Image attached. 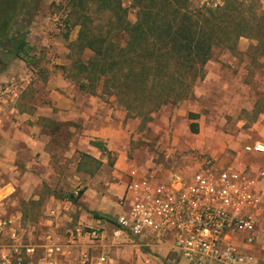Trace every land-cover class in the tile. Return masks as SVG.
<instances>
[{"label":"built area","instance_id":"built-area-1","mask_svg":"<svg viewBox=\"0 0 264 264\" xmlns=\"http://www.w3.org/2000/svg\"><path fill=\"white\" fill-rule=\"evenodd\" d=\"M225 151L196 149L189 164L146 167L129 159L122 211L112 220L97 218L96 226L62 222L64 211L75 206L76 189L48 205L30 230L21 211L7 210L17 191L13 182L4 183L0 264H112L114 250L128 246L147 263L264 264V162L252 170L240 167ZM244 151L264 154V140L245 144Z\"/></svg>","mask_w":264,"mask_h":264},{"label":"rangeland","instance_id":"rangeland-1","mask_svg":"<svg viewBox=\"0 0 264 264\" xmlns=\"http://www.w3.org/2000/svg\"><path fill=\"white\" fill-rule=\"evenodd\" d=\"M24 1L26 0H0V6L2 5L6 11L14 8L13 21L18 26H22V33L25 34L28 42L27 53L23 55L24 59L20 57L13 59L11 54L2 49L5 46L0 45V57L9 60L7 67L14 64L13 71H8L6 68L0 73V86L12 84L13 81L10 78L17 74L20 82L25 83L23 88L19 86L23 90L21 94L35 96L37 92L42 94L49 70L51 78L59 74L67 76L73 73L71 66L78 55L74 43L77 41L80 26L75 25L77 9L73 0H41L38 9L33 5L23 8ZM29 1L35 2V0ZM123 1L129 7L130 20L135 21L137 13L131 6V0ZM208 1L220 2L221 0H194V3L203 4ZM256 4L264 11V0H256ZM82 13H92L101 18L94 8L88 11L83 10ZM257 42V39L242 36L238 40L236 48L232 50L225 46L213 48L211 59L204 67V77L197 79L190 95L198 101L206 100L211 103L212 108L202 109L205 120L208 118L210 120L207 129L205 127L200 129L198 126V132H193L191 122L187 120L192 115L187 111L182 112L181 119L186 120L184 122L186 131L183 133H187H184L182 138L187 140L177 141L176 133L178 132L175 133V128L178 123L175 124V121L180 117L174 121L172 115L178 114L179 116V109L185 99L178 103L164 105L150 120L143 119V115L133 116L132 114L133 119L139 120L141 123L137 129V136L133 137L132 135L130 138L132 145L130 150L136 149V155H131L132 152L128 151L126 165H128L129 159L136 160L146 167L159 161L171 163L178 161L189 164V158L194 150L201 149L214 154H222L223 151L230 150V158L238 166L251 170L260 166L264 162V154H249L244 151L245 144L255 139L264 140V52L262 50L264 47L253 48ZM91 54L90 50H85L82 56L84 59H88ZM3 74H7L8 79ZM27 74L29 76L23 81L22 75L26 76ZM2 77H4L3 81ZM17 85L18 82L14 87ZM98 92L101 96H114L104 94L101 88ZM207 96L210 97V100H207ZM229 97L234 98L236 102L253 101V107L238 109L236 112L229 110L225 104V99ZM212 99L215 101L212 102ZM163 128L168 130V135H165ZM166 137L169 139L167 140ZM209 138L219 141V143H214V146L204 144L205 140H209ZM118 159L119 156L114 153L109 154L106 164L86 161L80 176H78L75 167L69 169L66 172V177L54 189L57 200H50L49 194L45 192V195L40 199L34 201L31 199L22 205H19V202L16 204L13 200L6 205V208L8 211H22L24 225L32 230L33 226L43 219L48 205L62 202L70 196L73 190L84 191L91 186L98 187L97 197L101 205L92 207V209L81 208L80 201H78L73 208L64 211L65 214L61 215L62 222H85L88 225L96 226L98 221L91 213L93 210L112 220L119 213L118 203L126 183V171L116 165ZM3 184L4 182L1 180L0 187ZM52 192L53 189H51ZM262 226L264 227V215L261 219ZM108 229L110 231V226ZM262 240L264 241V235ZM113 256L112 264L163 263L159 259L157 261L150 260L147 263L146 258L138 254L137 248L132 246L115 249Z\"/></svg>","mask_w":264,"mask_h":264},{"label":"trees","instance_id":"trees-1","mask_svg":"<svg viewBox=\"0 0 264 264\" xmlns=\"http://www.w3.org/2000/svg\"><path fill=\"white\" fill-rule=\"evenodd\" d=\"M73 2L75 25L80 29L74 43L78 55L69 76L85 92L98 94L101 88L104 94L120 97L129 115H143L146 120L164 105L191 95L197 79L204 77L215 46L232 50L242 36H248L258 41L253 48L264 47V11L256 0L203 4L194 0H131L135 21L130 20L123 0ZM40 4L41 0H26L22 7L38 9ZM91 8L101 18L82 13ZM14 14V8L6 11L0 6V45L13 59L23 58L28 46L22 26L13 21ZM85 50L92 52L88 59L82 56ZM8 62L0 57V73ZM192 130L198 132L196 123ZM83 157L85 163L97 161L88 154ZM82 194L83 190L73 198L75 203ZM91 213L94 218L102 217L100 212Z\"/></svg>","mask_w":264,"mask_h":264},{"label":"crops","instance_id":"crops-1","mask_svg":"<svg viewBox=\"0 0 264 264\" xmlns=\"http://www.w3.org/2000/svg\"><path fill=\"white\" fill-rule=\"evenodd\" d=\"M13 67L14 64L9 65L8 71H13ZM3 76L6 78L7 74ZM28 76L22 75L21 78L24 81ZM10 79L12 84L0 86V181L13 182L17 191L9 202L15 200L16 204L22 205L31 199H40L45 192L50 200H57L54 189L69 169L75 167L80 176L86 160L84 154L94 157L97 160L94 162L106 164L109 154L115 153L119 156L116 165L123 169L128 166L126 153L128 155L130 151L131 155H136V149L130 150V138L137 136L141 121L129 115L125 101L120 97L85 92L69 74L51 78L50 70L42 94L37 92L35 96L21 94L23 90L19 86L23 88L25 83L20 82L17 74ZM192 97L184 100L179 116L172 115L174 121L180 117L175 121L178 123L175 128L177 141L187 140L182 138L184 133L187 134L183 133L186 120L181 119L182 112L190 113L192 117L187 120L191 125L196 123L200 129H207L210 124L202 109L212 108L211 103ZM207 100H210L209 96ZM225 102L226 107L234 112L253 107V101L249 100L236 102L229 97ZM163 131L168 135L167 129L163 128ZM217 142L209 138L204 144L214 146ZM97 188L90 186L83 191L79 199L81 208L92 209L101 205ZM118 206L121 212L119 203Z\"/></svg>","mask_w":264,"mask_h":264}]
</instances>
